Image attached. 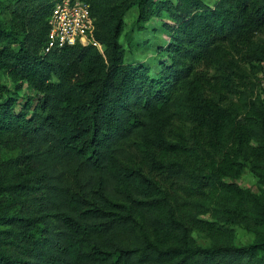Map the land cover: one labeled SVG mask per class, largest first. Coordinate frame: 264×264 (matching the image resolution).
I'll return each mask as SVG.
<instances>
[{"label": "trees", "instance_id": "obj_1", "mask_svg": "<svg viewBox=\"0 0 264 264\" xmlns=\"http://www.w3.org/2000/svg\"><path fill=\"white\" fill-rule=\"evenodd\" d=\"M57 1L1 9L0 76L38 100L0 98L15 151L0 160V264H264V190L235 180L250 166L264 181V0H86L100 46L46 49ZM135 6L140 29L166 18L157 67L126 56ZM135 135L138 168L123 162ZM234 223L256 240L237 244Z\"/></svg>", "mask_w": 264, "mask_h": 264}, {"label": "rangeland", "instance_id": "obj_2", "mask_svg": "<svg viewBox=\"0 0 264 264\" xmlns=\"http://www.w3.org/2000/svg\"><path fill=\"white\" fill-rule=\"evenodd\" d=\"M7 1L8 0H0V18L3 17V14L1 13L2 6ZM206 1L213 4L217 0ZM137 14L138 9L135 6L129 9V11L125 15V25L123 33L121 35V41L126 48V56L128 59H134L135 57L146 59L153 64V67H157V47L159 43H162L165 38L168 37L166 30L163 28L164 19L166 18L162 15H154L150 18L147 27L140 29L136 24ZM127 37H133V39H135L134 41H139L141 45L134 44V41L131 45H129ZM244 67H247L248 71L250 69V71L247 73H249V75L251 76V65L246 66L245 64ZM254 82L255 78H253V83L249 82L247 85V90L252 95H254L256 92V85ZM0 83H5L8 86V89H4L2 93H0V98L4 99L8 95H12L14 98H16V108H20L22 103L27 101L29 97L31 98L32 106L38 100V92L34 88L29 86L26 82L23 83L21 87H17V85L14 84V82L8 75L2 74L0 76ZM131 141V148L130 150H128V155L123 158V162L126 165L138 168L140 167V163L139 158H137V154L135 153H139L142 150V143H140L136 135L131 138ZM13 154H15V151L13 149L0 148V160L6 159ZM66 174V167H61L60 175H62L64 178ZM228 179H230V177H228ZM235 180L238 181L243 187L250 188L253 191L261 192L262 190H264V181L260 180V177L250 168V166H246L244 172L240 176L236 177ZM51 217L54 221L57 220V217ZM231 226L235 230V242L237 244L243 245L256 240L255 232L246 229L242 224L234 223ZM192 235L194 244L209 246L213 242L209 236L198 230H194Z\"/></svg>", "mask_w": 264, "mask_h": 264}, {"label": "built area", "instance_id": "obj_3", "mask_svg": "<svg viewBox=\"0 0 264 264\" xmlns=\"http://www.w3.org/2000/svg\"><path fill=\"white\" fill-rule=\"evenodd\" d=\"M95 21L90 3L86 0H58L49 17V41L51 46L81 43L100 46L94 37ZM258 93L264 98V60L258 73Z\"/></svg>", "mask_w": 264, "mask_h": 264}]
</instances>
